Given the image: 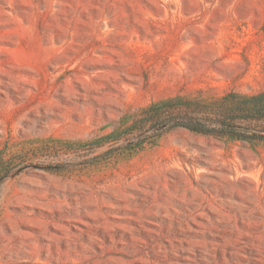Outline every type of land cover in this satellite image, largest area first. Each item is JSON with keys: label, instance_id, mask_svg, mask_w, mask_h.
Masks as SVG:
<instances>
[{"label": "rangeland", "instance_id": "obj_1", "mask_svg": "<svg viewBox=\"0 0 264 264\" xmlns=\"http://www.w3.org/2000/svg\"><path fill=\"white\" fill-rule=\"evenodd\" d=\"M258 95L264 0H0V264H264V138L134 124Z\"/></svg>", "mask_w": 264, "mask_h": 264}, {"label": "trees", "instance_id": "obj_2", "mask_svg": "<svg viewBox=\"0 0 264 264\" xmlns=\"http://www.w3.org/2000/svg\"><path fill=\"white\" fill-rule=\"evenodd\" d=\"M261 98L262 95H258L249 100L223 101L220 106L223 115L213 121L182 119L179 117L182 104L178 101H168L143 111L141 117L134 124L140 127H144L148 123L152 124V137L161 135L167 129L182 127L200 135L253 141L264 137L248 133L242 127L237 126L235 120L239 118L246 120L264 119V106L260 105ZM166 125L168 127L163 128Z\"/></svg>", "mask_w": 264, "mask_h": 264}]
</instances>
